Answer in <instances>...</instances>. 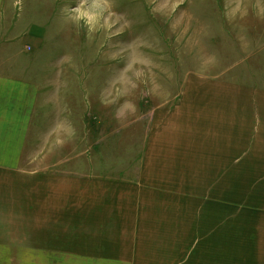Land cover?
<instances>
[{
  "label": "rangeland",
  "instance_id": "rangeland-1",
  "mask_svg": "<svg viewBox=\"0 0 264 264\" xmlns=\"http://www.w3.org/2000/svg\"><path fill=\"white\" fill-rule=\"evenodd\" d=\"M195 77L264 91V0H0V187L42 171L80 202L83 178L135 172Z\"/></svg>",
  "mask_w": 264,
  "mask_h": 264
},
{
  "label": "crops",
  "instance_id": "crops-1",
  "mask_svg": "<svg viewBox=\"0 0 264 264\" xmlns=\"http://www.w3.org/2000/svg\"><path fill=\"white\" fill-rule=\"evenodd\" d=\"M17 90L15 97L27 100L33 86ZM181 96L178 106L160 108L163 135L147 140L139 168L126 177L83 178L80 202L68 201L74 181L67 202H59V186L45 188L42 171L21 181L4 168L0 258L9 264L73 263L69 258L82 260L74 264H264L261 229L255 224L252 232L262 213L249 212L264 209V91L195 77Z\"/></svg>",
  "mask_w": 264,
  "mask_h": 264
}]
</instances>
